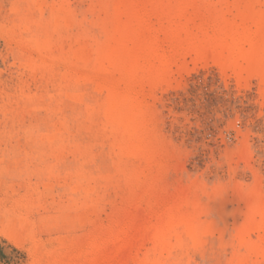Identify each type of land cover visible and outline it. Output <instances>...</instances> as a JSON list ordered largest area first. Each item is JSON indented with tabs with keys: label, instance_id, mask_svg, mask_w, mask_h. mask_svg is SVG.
<instances>
[{
	"label": "rangeland",
	"instance_id": "374dc122",
	"mask_svg": "<svg viewBox=\"0 0 264 264\" xmlns=\"http://www.w3.org/2000/svg\"><path fill=\"white\" fill-rule=\"evenodd\" d=\"M0 264H264V0H0Z\"/></svg>",
	"mask_w": 264,
	"mask_h": 264
}]
</instances>
